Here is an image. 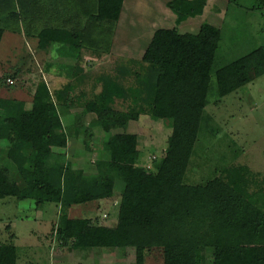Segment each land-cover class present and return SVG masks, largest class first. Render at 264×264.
<instances>
[{
    "label": "trees",
    "instance_id": "trees-1",
    "mask_svg": "<svg viewBox=\"0 0 264 264\" xmlns=\"http://www.w3.org/2000/svg\"><path fill=\"white\" fill-rule=\"evenodd\" d=\"M17 1L23 7L28 5V0ZM41 1L45 2L43 15L50 4L60 2ZM124 1L97 0L96 13L93 0L88 5L77 4L81 10L73 15L86 20L83 28H43L38 34L42 44L58 45L60 51L67 45L96 49L113 36ZM14 2L7 1L0 10L15 6ZM206 3L170 0L168 6L181 24L201 15ZM10 15L17 19L16 12ZM97 24L102 26L96 28ZM4 32L0 25V44ZM220 38V28L209 23H203L197 33L160 28L143 58L134 62L137 68L128 66L115 75L101 73L95 79L100 91L90 98L85 92L80 94L83 109L75 115L74 133L82 128L84 115L94 113L95 118L83 128L88 138L97 131L110 134L103 142L110 157L109 172L89 182L84 181L82 170L50 162L55 149L65 148L73 132L72 125L65 126L57 100L66 104L75 84L58 90L55 98L48 84L39 82L30 108L25 101L0 97V159L4 155L7 159L0 162V201L30 199L37 206L54 203L60 208L56 229L60 243L81 249L133 247L137 264H143L145 253L155 249L163 253L164 264H205L204 250L209 247L214 249L213 264H264V186L251 190V169L247 165L222 166L201 182H187L204 127L213 118L206 111L208 99L189 94L182 75L183 80L209 76ZM263 60L262 48L236 67L219 68L218 96L224 97L248 82L249 69L257 68V74H263ZM80 70L76 66L75 74L80 75ZM131 75L133 82L123 81ZM139 114L162 120L172 129L164 160L155 170L140 166L143 152L125 133L131 117ZM119 128L124 132L111 133ZM117 178L125 187L116 225L71 223L68 211L73 205L100 199L113 189ZM64 181L69 184L65 190ZM19 255L14 242L0 241V264H20Z\"/></svg>",
    "mask_w": 264,
    "mask_h": 264
},
{
    "label": "rangeland",
    "instance_id": "rangeland-1",
    "mask_svg": "<svg viewBox=\"0 0 264 264\" xmlns=\"http://www.w3.org/2000/svg\"><path fill=\"white\" fill-rule=\"evenodd\" d=\"M7 1L12 0H0V6ZM88 1L92 2L60 0L58 4H50L45 15L41 13L44 12L41 6L45 3L41 0H28L24 7L15 0V6L0 10V25L5 27L0 44V97L21 96L31 103L37 85L43 80L55 98V93L67 84L76 85L66 104L57 100L64 124L72 125L73 132L69 134L65 148L55 149L50 162L82 170L87 182L108 174L110 157L103 142L110 134L97 131L88 138L83 129L96 115L85 114L80 121L82 128L78 134L74 133L72 123L75 115L83 109L80 94L85 92L90 98L94 92H99L100 86L96 87L95 79L101 73L115 75L128 66L137 68L138 64L134 62L143 58L156 30L177 28L181 33H197L203 23H209L221 30L220 47L214 56L211 72L209 76L184 77V80L182 75L181 80L189 94L208 99L206 111L213 118L204 127L188 168L187 182H201L215 175L222 166L247 165L253 172L251 190L264 186V73L258 75L257 68L249 69L248 82L224 97L218 96L216 76L219 68L226 65L236 67L249 54L264 49V3L258 0H207L201 15L177 24V16L168 6L170 0H125L113 36L96 49L67 45L60 52L58 45L42 44L38 34L43 28L82 29L86 20L83 17L78 20L73 14L81 10L77 4L88 5ZM93 3V12L96 13L97 0ZM11 11L19 17L11 16ZM78 65L80 75L75 74ZM67 66L71 68L70 75ZM133 77L123 78V81L133 82ZM121 107L123 104L119 102L118 108ZM120 132L124 130L111 131L112 134ZM125 133L137 141L143 152L140 166L155 170L161 165L172 133L164 121H154L148 114L134 115ZM5 160L4 155L0 162L4 164ZM68 187L64 181L63 190ZM124 187L125 184L117 178L113 189L106 191L100 199L73 205L68 211L71 223L116 225ZM11 199L14 201L0 203V241H11L18 246L20 264H137L133 247L81 249L72 244L63 245L56 236L60 214L56 204L37 206L34 200ZM204 255L205 264H213L214 249L205 248ZM143 264H164L163 253L159 249L146 252Z\"/></svg>",
    "mask_w": 264,
    "mask_h": 264
},
{
    "label": "crops",
    "instance_id": "crops-1",
    "mask_svg": "<svg viewBox=\"0 0 264 264\" xmlns=\"http://www.w3.org/2000/svg\"><path fill=\"white\" fill-rule=\"evenodd\" d=\"M60 49V48H59ZM65 49V48H64ZM62 51H64V50H62ZM62 51H60V52H62ZM68 67V66H67ZM83 67V66H82ZM70 69L71 68H69L68 67V71H67V74H69L70 75V73H69V71H70ZM14 99H18V100H22V101H24L22 98H21V96H18V97H15ZM33 101V100H32ZM32 101H31V103L29 102H26V106L28 107V108H30L31 107V105H32ZM30 104V105H29ZM94 114V113H93ZM5 200H12L11 198H7V199H4V200H2V201H0V203L2 204V203H4V201ZM12 201H14V200H12Z\"/></svg>",
    "mask_w": 264,
    "mask_h": 264
},
{
    "label": "built area",
    "instance_id": "built-area-1",
    "mask_svg": "<svg viewBox=\"0 0 264 264\" xmlns=\"http://www.w3.org/2000/svg\"><path fill=\"white\" fill-rule=\"evenodd\" d=\"M9 82H10V83H14V81H13V80H11V79H9Z\"/></svg>",
    "mask_w": 264,
    "mask_h": 264
}]
</instances>
